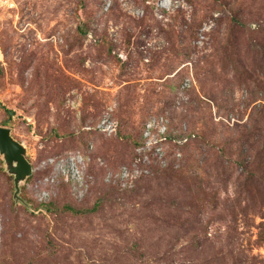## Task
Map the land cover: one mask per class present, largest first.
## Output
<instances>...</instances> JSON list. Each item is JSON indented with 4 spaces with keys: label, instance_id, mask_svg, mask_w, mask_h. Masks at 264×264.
<instances>
[{
    "label": "rangeland",
    "instance_id": "374dc122",
    "mask_svg": "<svg viewBox=\"0 0 264 264\" xmlns=\"http://www.w3.org/2000/svg\"><path fill=\"white\" fill-rule=\"evenodd\" d=\"M0 68V264H264V0H0Z\"/></svg>",
    "mask_w": 264,
    "mask_h": 264
},
{
    "label": "water",
    "instance_id": "95a60500",
    "mask_svg": "<svg viewBox=\"0 0 264 264\" xmlns=\"http://www.w3.org/2000/svg\"><path fill=\"white\" fill-rule=\"evenodd\" d=\"M0 152L9 163V170L15 175V196L19 197L20 182L33 173V166L26 157L24 145L14 138L7 126H0Z\"/></svg>",
    "mask_w": 264,
    "mask_h": 264
},
{
    "label": "trees",
    "instance_id": "16d2710c",
    "mask_svg": "<svg viewBox=\"0 0 264 264\" xmlns=\"http://www.w3.org/2000/svg\"><path fill=\"white\" fill-rule=\"evenodd\" d=\"M0 71H1V68H0ZM7 111L12 115L14 112L12 111V110H10V109H8L7 108ZM182 130V132L179 134V136L181 137V138H187V141L186 142H184L183 144H181V149H182V155H183V157H182V159H187V157H188V155H185V152H183L185 149H186V146L188 145V143L191 141H194V140H196V138H193L192 136H193V132H189L188 130H183V129H181ZM72 209H74L73 207H72Z\"/></svg>",
    "mask_w": 264,
    "mask_h": 264
}]
</instances>
